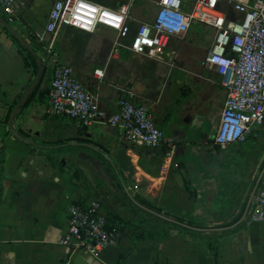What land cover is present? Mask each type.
I'll list each match as a JSON object with an SVG mask.
<instances>
[{"label":"crops","instance_id":"1","mask_svg":"<svg viewBox=\"0 0 264 264\" xmlns=\"http://www.w3.org/2000/svg\"><path fill=\"white\" fill-rule=\"evenodd\" d=\"M53 1L19 0L17 19L10 24L0 7V18L35 51L42 70L51 67L49 80L53 66L42 46L48 42L43 28ZM98 1L94 2L110 8L120 2ZM128 25L131 30L135 28L131 22ZM114 37L113 31L103 27L91 34L61 27L54 42L56 59L74 69L107 117L117 111L125 91L134 95V103L149 109L165 146L173 149V163L182 165L189 174L196 191L195 203L184 193L182 176L172 167V157L165 158L159 175L152 177L138 165L141 148L124 144L119 132L105 121L83 127L65 117L49 116L50 81L45 76L31 95L39 81L29 92L36 77L32 63L27 60L28 66L24 64L19 43L0 24V136L5 130L10 133L4 141L0 138V149L7 148L0 164V264H117L120 256H124L120 264H264V222L250 219L264 174V166L259 171L264 164V124L255 127L245 142L233 144L217 156L232 163L227 175L248 186L227 192L233 196L235 212L241 200H247L241 219L229 225L234 214L230 219L216 218L213 200L220 185L206 167L215 154L211 139L226 96L220 79L191 55L188 61L178 60L179 66L198 72L203 80L191 78L187 82L192 88L189 96L174 108L172 89L165 98L161 90L171 82L181 85L180 79L171 80L178 66L173 64L176 53L190 51V47L182 50L180 40L171 39L161 61L126 51L111 57L108 54ZM95 70H102L100 80L93 76ZM10 126L19 138L11 134ZM176 147L182 148L177 156ZM215 172L225 173L220 168ZM92 200H98L103 211L118 218L116 246L97 259L72 253L59 244L67 230L68 208L86 206ZM155 208L161 212H153ZM135 213L153 214V220L146 216L157 234L132 248L133 232L122 226H127ZM185 213L190 215L179 221ZM165 230L167 235L162 237ZM210 243L215 256L208 251Z\"/></svg>","mask_w":264,"mask_h":264},{"label":"built area","instance_id":"2","mask_svg":"<svg viewBox=\"0 0 264 264\" xmlns=\"http://www.w3.org/2000/svg\"><path fill=\"white\" fill-rule=\"evenodd\" d=\"M133 1L116 8L92 0L53 1L43 28L48 42L38 38L53 66L47 114L74 120L83 127L105 121L119 132L124 144L133 147L165 146L152 113L134 103L131 92L125 91L117 111L107 117L97 97L77 79L74 69L57 61L55 38L61 27L90 34L103 27L115 33L108 54L111 57L126 51L161 61L171 39L181 40L191 25L201 24L214 31L202 66L218 76L226 94L211 148L223 151L245 142L255 127L264 124V0H158L153 20L139 21L131 30L127 21ZM19 6V0H0L7 24L15 22ZM93 76L100 80L102 70H95ZM168 148L166 158L173 155V149ZM250 219L264 222V174ZM118 239L117 230L107 229L100 202L92 200L86 206L68 208L67 230L59 244L72 253L97 259L116 246Z\"/></svg>","mask_w":264,"mask_h":264},{"label":"trees","instance_id":"3","mask_svg":"<svg viewBox=\"0 0 264 264\" xmlns=\"http://www.w3.org/2000/svg\"><path fill=\"white\" fill-rule=\"evenodd\" d=\"M19 48H20V52H21V56L23 58L24 64L26 66H28L27 60H30L32 63V67H33V75L36 76L37 72H38V63L36 62L35 58L28 52H26V50L20 46L18 44ZM44 71H45V67H43L42 70V74L41 77L38 81V84L35 86L34 90L32 91L33 95L36 91V89L38 88L39 84L41 83V81L43 80L44 77ZM30 95V97H31ZM30 97L28 98V100L30 99ZM27 102V101H26ZM9 116V112H7L6 114V119ZM10 137V133L8 131H4L2 133V135L0 136L1 140L4 141L5 138ZM242 144V143H239ZM6 147H2L0 149V164L3 162V156L6 153ZM142 152L140 154V158L138 161V165L141 168V170H143L146 174L152 176V177H157L159 175L161 166L163 164L164 159L167 157L168 152L170 151V149L166 146H162L159 149H150V148H146V147H142L141 148ZM221 150H219L218 148H214V156L209 160L208 164H207V169L213 174L214 178L217 179L218 181V185L219 186V190L218 193L216 194V196L214 197L213 200V206H214V212L217 213V217L218 219H230L231 216L234 214V218L229 222V225L237 222L238 220L241 219V217L244 214V210H245V206L247 203V200L242 199L241 203H240V207L238 212L233 211L232 209V195H228L227 192L228 190H233V191H237V190H241L244 187L248 186L246 184H244L242 182L241 179H237L234 178L231 175H227L226 172H231L233 169V165L232 163H226L220 159L217 158V156H220ZM144 159H143V157ZM174 157H172L171 159V165L172 167H176L178 173L182 176V188L184 193L187 195V198L189 200H191V202L194 204L195 203V197H196V191L194 190V188L192 187L190 180H189V174L186 172V169L179 164H175L173 163ZM264 164L261 166L260 170H262ZM241 167V165H240ZM221 169V171H224L226 173H221L218 174L217 172L213 173V171H217V169ZM132 186H134V189H136V186L134 184H132ZM251 189L249 188L250 192ZM139 195V194H138ZM238 194L236 193V196ZM248 196V194H247ZM139 197V196H138ZM141 198V197H140ZM142 201L144 200L145 202L150 203L151 205L154 204V201L150 200V199H146V198H141ZM237 199V198H236ZM236 199L234 200V205L237 204ZM2 200L0 197V204H1ZM143 203V202H142ZM102 209V205H101V211L104 214L105 218H106V226L108 230H117L118 227L116 226L117 222H118V218L113 215L112 213H108L107 211H103ZM153 212L155 213H160L161 210L159 208H155L152 209ZM150 217L151 220L155 219L156 217L153 214H147L145 213V215H139L137 213L134 214V219L131 220L130 222H128L125 226L123 225L122 227H128L130 230H132L133 234L131 236V245L132 248L139 242V241H143V240H147V239H153V237L157 234L156 229H154L155 225H153L152 221H148V217ZM190 215V213H185L181 218H178L179 221H182L185 217H188ZM163 233V231H162ZM164 236L165 237L167 235V231H164ZM208 251H211L212 256H215L214 254V247L213 245L210 243L208 246ZM124 258V256H120L118 259V263L120 264L122 259Z\"/></svg>","mask_w":264,"mask_h":264},{"label":"rangeland","instance_id":"4","mask_svg":"<svg viewBox=\"0 0 264 264\" xmlns=\"http://www.w3.org/2000/svg\"><path fill=\"white\" fill-rule=\"evenodd\" d=\"M100 3V1L98 0H94ZM113 1H120L119 3H117L115 6H118L121 4H129L131 0H113ZM157 2L158 0H134L133 4L130 8V13H129V20L127 22H131L132 26H136L139 21L140 22H149L153 20L154 15L156 14L157 11ZM135 4V5H134ZM134 5V7H133ZM133 7V8H132ZM191 6H188V8H190ZM131 16H133L132 20ZM207 30V33H206ZM214 31L204 25L201 24H193L191 25L189 31L187 32V34L179 41L181 42L182 46V50H185L186 47H190V51L189 49L185 52V51H180L179 53H176V60L174 62V66L175 63L178 65V60L179 61H188L190 58V55L193 56V58L195 57L198 60L203 61L204 57H205V53L203 52L206 46H210V41L212 38ZM172 43V42H171ZM192 58V57H191ZM50 69L51 67L47 66V68L44 71V78L45 76L50 74ZM176 71H174L171 74V80L174 82H177V79L181 80V85L179 87L174 86V84L172 85L171 83H168V86H165L164 88H162L161 90V95L163 96V98L166 97L167 92H169L170 89H172L171 91V99L173 100L174 104V108L175 105H179V101L186 98L187 96H189L192 88H191V83H187L190 82L191 78H198V80H203V78H201V74H199L198 72L193 73L191 72V69L188 67H184V66H176ZM185 76L189 77L186 78ZM200 76V77H199ZM206 79H210V78H206ZM170 80V81H171ZM190 80V81H189ZM47 82H49V76H47ZM194 81V79H193ZM220 85V82H219ZM221 86V85H220ZM173 87V88H172ZM191 88V90H190ZM193 96H195L194 98H196V93H193ZM176 109H178V107H176ZM262 126H258V128H260Z\"/></svg>","mask_w":264,"mask_h":264},{"label":"water","instance_id":"5","mask_svg":"<svg viewBox=\"0 0 264 264\" xmlns=\"http://www.w3.org/2000/svg\"><path fill=\"white\" fill-rule=\"evenodd\" d=\"M0 24H2L5 29L16 39V41L28 52L30 53L38 62V72L36 74L35 80L29 90V92L33 89V87L36 85L37 81L39 80L40 76H41V72H42V63L40 61V59L38 58L37 54L35 53V51L27 44V42L22 38L21 35H19L12 27L8 26L5 21L0 18ZM10 132L11 134L16 137L19 138L17 136V134L12 130V127L10 126ZM181 147H176L175 149V156H177L178 151H181ZM242 260V259H240Z\"/></svg>","mask_w":264,"mask_h":264}]
</instances>
